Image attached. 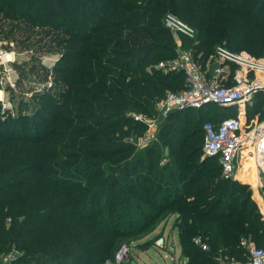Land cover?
Returning <instances> with one entry per match:
<instances>
[{
	"label": "trees",
	"instance_id": "obj_1",
	"mask_svg": "<svg viewBox=\"0 0 264 264\" xmlns=\"http://www.w3.org/2000/svg\"><path fill=\"white\" fill-rule=\"evenodd\" d=\"M167 13L194 30L182 46L201 65L217 46L264 56V0H0V40L32 50L15 66L20 81L51 84L31 90L29 111L0 110V254L16 250L13 264H102L170 217L186 264L243 262L242 239L264 249L250 187L201 155L204 122L233 111L158 115L185 87L181 72L158 68L174 55ZM44 54L59 56L51 68ZM263 104L259 93L254 112ZM136 116L157 121L160 140L139 149L148 127ZM192 116L199 131L185 134Z\"/></svg>",
	"mask_w": 264,
	"mask_h": 264
},
{
	"label": "built area",
	"instance_id": "obj_2",
	"mask_svg": "<svg viewBox=\"0 0 264 264\" xmlns=\"http://www.w3.org/2000/svg\"><path fill=\"white\" fill-rule=\"evenodd\" d=\"M163 24L173 34L194 36L192 27L172 14L165 15ZM211 59L214 63L207 71L209 75L201 70L188 53H181L175 59L158 63V68L164 72H181L185 82L183 90L166 94L157 104L158 115L165 118L172 111L204 109L207 105L231 109L232 116L221 117L215 123L204 122L202 154L218 158L223 179L237 180L236 175L245 167V162L252 163L256 174L253 187L258 184V194L263 198V183L261 181L260 184L257 180L259 175H264V120H251L248 124L246 114L252 107L254 97L259 93L264 94V56L255 58L245 52H233L224 46H217ZM13 60L14 52L8 51L5 43L0 40V86L2 74L10 69ZM3 91L4 88L0 87V98ZM135 118L145 122L148 130L155 124V120L144 116ZM195 244L203 246L198 239ZM165 246L163 236L153 243V247L159 249H165ZM240 246L246 252L245 261H221L220 264H264V249L244 239L240 240ZM130 254L131 246L122 244L113 259L102 264H122L128 261ZM10 256L7 255V258L11 259Z\"/></svg>",
	"mask_w": 264,
	"mask_h": 264
},
{
	"label": "rangeland",
	"instance_id": "obj_3",
	"mask_svg": "<svg viewBox=\"0 0 264 264\" xmlns=\"http://www.w3.org/2000/svg\"><path fill=\"white\" fill-rule=\"evenodd\" d=\"M168 14V13H167ZM170 14V13H169ZM166 14H164L163 16H161V20H162V25L163 24V19L165 17ZM175 16V15H174ZM177 17V16H176ZM170 32V31H169ZM171 33V38H172V45L174 48V55L172 58L168 59H175L179 56V54L181 53H188L190 54L192 60L194 62H196V64H198L201 67V70L206 74H208L207 71L210 70V68L213 66V60L210 58H208V60L201 65V62L199 61L200 55H198V61L194 60L193 54H194V50L190 51L187 49L183 48V36L177 35V34H173ZM166 38V37H165ZM5 43L6 49L8 51H13L14 52V60L13 62L10 64V69L7 70L6 72H4L3 75V81H2V86L4 88L3 91V96L2 98H0V110H6L7 113L14 115L15 113L17 114V112H26L29 111L30 109H28V107H30L29 105L31 104L30 99L31 97H33V92L31 90H38L40 88H45V87H49L50 84V80H48L46 83L44 84H40V82H37L34 80V76H29L27 74V76L25 78H23V81H20V75L18 73V70L16 69L15 66H18L19 64L24 65V62H28L29 61V57L32 54V50L30 48H26L24 50H21V48H19L15 42L12 40H1ZM161 56V55H159ZM251 56V55H250ZM164 56H161V58ZM167 56L165 55V58ZM59 58V56L57 54H44L41 56V61L42 64L45 65L48 68H51L53 66V64L56 62V60ZM168 58V57H167ZM167 60V59H164ZM163 61V60H162ZM25 99L27 102V104L25 105L26 110L23 109V107H19L18 101L19 99ZM39 105H41V107H45L47 109V105L45 102H42V104L39 103ZM5 106V108H4ZM212 106L211 105H207L204 107V109L206 111L213 112L211 111ZM262 108L264 109V104L262 105ZM5 111V112H6ZM262 111V110H261ZM261 111L259 112H253L247 115L246 117V123H250L251 120H257V121H262L264 120V114L263 112L261 113ZM202 120L207 118V116H201ZM197 116H192V121H191V125L189 127L188 130L185 131V134H187L191 129H196L198 130L197 125H194V121L196 120ZM199 131V130H198ZM158 132V126H157V121H155L154 126H151L148 130V132L146 133V135L141 138V139H137L132 141L133 143H135V145L141 149L149 144H152L154 141H158L160 140V138L157 135ZM172 135H177V134H172ZM177 137V136H174ZM165 154H167V151L164 152ZM201 155L203 156V154L201 153ZM201 156V157H202ZM259 177L263 178V175H259ZM239 178V177H238ZM238 181V180H236ZM239 183H241L242 185H246V183H242V181H238ZM244 186H242L243 188ZM251 190V189H250ZM250 199L253 203L254 200L252 199V191H251V196ZM256 205V203H255ZM261 205V206H260ZM259 206L256 205V209L258 211V214L262 217V210L264 213V202L261 203ZM262 209V210H261ZM172 222H173V217H170L168 219V221H161L158 222V224L156 225L155 229L150 232L149 234H147L144 238L139 239L137 241H135L132 245H131V254L130 257L128 259L127 262H123L122 264H186L185 260H182L180 258V248H179V243H178V236H177V231L176 229H172ZM164 237L165 241H166V246L165 249H159L156 247H150L148 248V250L144 249V245L137 246L139 243H144V241L151 239L153 237H157V239L159 237ZM136 245V246H135ZM257 247H263V246H257ZM117 252V251H116ZM7 255H11L12 258L10 259L9 257L7 258ZM115 255V254H114ZM10 256V257H11ZM18 256V253L16 252V250L12 249L10 250L8 253L6 254H0V261H2L4 264H13L15 258ZM227 262H240V261H236L235 259H225Z\"/></svg>",
	"mask_w": 264,
	"mask_h": 264
},
{
	"label": "crops",
	"instance_id": "obj_4",
	"mask_svg": "<svg viewBox=\"0 0 264 264\" xmlns=\"http://www.w3.org/2000/svg\"><path fill=\"white\" fill-rule=\"evenodd\" d=\"M209 75V74H208ZM261 102H263V100L261 99V98H259V97H257V99H256V103L257 104H261ZM252 106H253V104H252ZM251 109H253L254 110V108L253 107H250V110ZM262 110V111H261ZM259 111H261V113L263 112V114H264V109L261 107L260 108V110ZM248 112H249V110H248ZM248 112H247V114H246V117H247V115H248ZM245 167L243 166V169H241L238 173H237V175H236V177H237V180H239L240 182L242 181V183H246L247 185H250V187H251V191H252V199L254 200V202L256 203V205H260L261 203H263L264 202V200H263V198L258 194V184L256 185V187L254 188L253 186L255 185V183L253 182V179H252V177H251V169H250V166H249V164L247 163V162H245ZM245 168H247V169H245ZM239 177V178H238ZM242 177V178H241ZM257 182L258 183H260V184H262L261 183V178L259 177V179L257 180ZM261 206V205H260ZM262 210V209H261ZM262 219H263V221H264V213H263V210H262Z\"/></svg>",
	"mask_w": 264,
	"mask_h": 264
},
{
	"label": "bare ground",
	"instance_id": "obj_5",
	"mask_svg": "<svg viewBox=\"0 0 264 264\" xmlns=\"http://www.w3.org/2000/svg\"><path fill=\"white\" fill-rule=\"evenodd\" d=\"M248 164H249V166H250V169H251V177H252V179L253 180H256V174H255V169H254V166L252 165V163H249L248 161H246Z\"/></svg>",
	"mask_w": 264,
	"mask_h": 264
},
{
	"label": "water",
	"instance_id": "obj_6",
	"mask_svg": "<svg viewBox=\"0 0 264 264\" xmlns=\"http://www.w3.org/2000/svg\"><path fill=\"white\" fill-rule=\"evenodd\" d=\"M204 158H208V157H206V156H203V159H204Z\"/></svg>",
	"mask_w": 264,
	"mask_h": 264
}]
</instances>
